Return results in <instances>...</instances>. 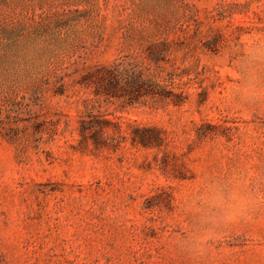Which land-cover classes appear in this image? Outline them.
I'll return each mask as SVG.
<instances>
[{
    "label": "rangeland",
    "instance_id": "rangeland-1",
    "mask_svg": "<svg viewBox=\"0 0 264 264\" xmlns=\"http://www.w3.org/2000/svg\"><path fill=\"white\" fill-rule=\"evenodd\" d=\"M256 47L264 0H0V264H264ZM116 64L170 93H103ZM221 187L251 201L214 225Z\"/></svg>",
    "mask_w": 264,
    "mask_h": 264
},
{
    "label": "trees",
    "instance_id": "trees-1",
    "mask_svg": "<svg viewBox=\"0 0 264 264\" xmlns=\"http://www.w3.org/2000/svg\"><path fill=\"white\" fill-rule=\"evenodd\" d=\"M96 86L97 89L105 94L112 95L120 92L127 95L129 100L138 98L139 96H151V97H166L170 92L165 93L163 89L158 91L149 80L144 79L138 75L132 68L124 69L121 64H116L113 67H101L96 72ZM88 77L86 76L85 79ZM84 79V80H85ZM93 84V81H90ZM92 121L83 122L81 126V134L86 138L87 130L91 128ZM142 132L146 133V136L133 138V142L141 145L142 147H150L157 145L161 142L160 132L156 129H142ZM148 133V134H147Z\"/></svg>",
    "mask_w": 264,
    "mask_h": 264
},
{
    "label": "clouds",
    "instance_id": "clouds-1",
    "mask_svg": "<svg viewBox=\"0 0 264 264\" xmlns=\"http://www.w3.org/2000/svg\"><path fill=\"white\" fill-rule=\"evenodd\" d=\"M250 57L252 61H264V47H256L252 49ZM256 94L257 90L255 89V86H253V95ZM211 191L212 194L204 200V204L207 205L204 211L207 216L206 222H212L214 225L215 219L218 216H221L225 223L237 222L239 218L245 214L247 204L251 201V198L249 197L247 200L242 201L239 206H234L229 204L232 195L230 193L225 195V191L222 187L212 189Z\"/></svg>",
    "mask_w": 264,
    "mask_h": 264
}]
</instances>
